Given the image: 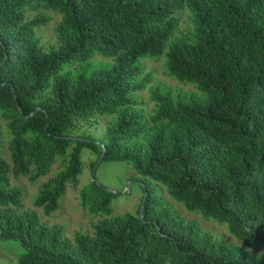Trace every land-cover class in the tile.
<instances>
[{
  "label": "trees",
  "instance_id": "trees-1",
  "mask_svg": "<svg viewBox=\"0 0 264 264\" xmlns=\"http://www.w3.org/2000/svg\"><path fill=\"white\" fill-rule=\"evenodd\" d=\"M33 2L61 16L48 49L36 30L50 19H28ZM94 53L113 65L60 73ZM163 55L166 74L201 95L174 93L138 66ZM145 91L151 112L139 97ZM97 115L111 118L100 144L81 132ZM2 128L11 166L0 155V240L21 243L20 264H264V253L249 251L264 245V0H0ZM85 149L98 160L105 150L101 163L134 166L144 212L109 218L115 195L95 173L79 200L104 219L92 236L68 239L25 209L10 174L36 183L59 165L35 200L50 217L68 187L78 190ZM163 191L226 225L244 248L180 218Z\"/></svg>",
  "mask_w": 264,
  "mask_h": 264
},
{
  "label": "rangeland",
  "instance_id": "rangeland-1",
  "mask_svg": "<svg viewBox=\"0 0 264 264\" xmlns=\"http://www.w3.org/2000/svg\"><path fill=\"white\" fill-rule=\"evenodd\" d=\"M39 16L49 17L50 23L45 27H40L36 30V34L41 41L43 48L48 49L57 44L55 29L61 20V16L52 11H45L36 2L32 3V7L27 11V18L34 19ZM181 24L180 30L185 32L189 29V25L185 22ZM165 56L160 57L159 60L152 58H142L139 62V67L145 65V72L153 71L154 82L164 83L170 87L174 93L181 90L185 94L201 95V93L191 85H184L179 83L176 79L170 78L165 71ZM114 63V59L105 57L98 53H94L93 57L87 62H72L65 64L61 70V74H69L74 77L78 73L91 75L98 70H106ZM139 97L144 103V110L151 112L153 104L150 103V94L148 91L140 94ZM108 117L96 116L95 124L89 128L85 127L81 132L87 131L95 136L100 144L105 137ZM80 132V133H81ZM10 136L5 128H2L0 135V155L11 166L9 151L7 148ZM83 173L80 176L78 190L68 187L65 196L60 202V209L51 215L45 217L43 211L35 206V200L42 189V185L49 179L53 178L59 169V165L55 164L50 173L42 177L36 183H31L27 177H16L10 174V184L12 188H19L23 193V203L26 210L36 212L44 224L49 226H61L68 239H73L75 233L80 232L83 235H93L92 225L98 221L103 220V217L93 218L88 211L81 207L78 191L85 188L93 180L92 163L98 162L97 156L85 149L83 151ZM97 181L103 185L109 192L115 195L111 203V215L109 218L115 219L127 214L137 216L141 211L142 198L144 196L143 187L140 183V178L136 174L134 166L125 162H103L96 172ZM164 201L171 204L173 210L180 218L185 221L195 222L197 228L202 233H207L213 239L225 241L230 246L244 248L241 243L232 236L227 226L217 223L212 219H204L200 215L188 212L181 204L173 202L168 195L163 191ZM255 255H262L264 253V245L258 246L256 249L249 250ZM25 250L19 241L14 240H0V264H20L19 259L24 254Z\"/></svg>",
  "mask_w": 264,
  "mask_h": 264
},
{
  "label": "water",
  "instance_id": "water-1",
  "mask_svg": "<svg viewBox=\"0 0 264 264\" xmlns=\"http://www.w3.org/2000/svg\"><path fill=\"white\" fill-rule=\"evenodd\" d=\"M104 155H105V150H103L102 157H101V158L98 160V162L96 163V166H95V169H94V172H93V177H95L96 170H97V168L99 167V164L101 163L102 158L104 157ZM143 212H144V205H143V207H142V209H141V217H143Z\"/></svg>",
  "mask_w": 264,
  "mask_h": 264
}]
</instances>
